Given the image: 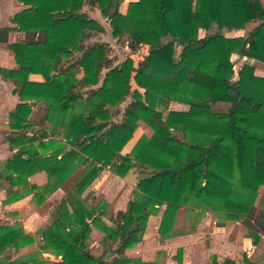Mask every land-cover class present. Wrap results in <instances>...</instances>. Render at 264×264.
I'll use <instances>...</instances> for the list:
<instances>
[{
	"label": "trees",
	"instance_id": "trees-1",
	"mask_svg": "<svg viewBox=\"0 0 264 264\" xmlns=\"http://www.w3.org/2000/svg\"><path fill=\"white\" fill-rule=\"evenodd\" d=\"M123 1L65 0L68 10L53 13L57 0H19L28 8L12 22L27 39L8 44L19 69H0V75L15 85L14 94L22 101L11 113V127L18 131L11 146L20 150L0 173V189H7V203L34 194L42 205L82 166L86 169L38 231V239L22 227H0V264H41L36 255L11 261L14 253L36 243L61 257V264H133L125 251L141 242L149 217L163 206V239L173 236L184 207L243 223L255 245L264 235V193L257 205L264 188V77L257 76L253 64H264L262 1L139 0L130 3L125 15L119 11ZM85 7L101 12L112 38L132 55L148 48L144 60L136 65L129 56L115 65L109 43L88 44L106 31ZM250 24L255 27L247 37L224 35ZM13 30L0 29V43L7 44ZM41 31L47 32L45 44L36 41ZM76 54H81L77 61L62 65ZM234 55L253 62L236 74ZM35 66L42 68L45 83L29 81ZM152 95L158 98L155 106L145 101ZM129 99L122 121L114 122ZM29 101L46 105L44 126L49 129L33 138L27 136L32 128ZM171 103L187 105L189 111L169 112ZM217 104L230 107L217 111ZM140 123L153 136L141 138L123 155ZM108 168L120 178L132 170L141 176L134 200L114 226L102 219L106 201L97 199L90 207L89 196L82 199ZM39 172L47 174L46 185L14 191ZM135 224L138 230L131 232ZM91 226L103 233L106 253L109 243H119L112 261L106 253L90 255ZM182 257L180 250L178 264ZM211 264H219L216 256ZM241 264L256 263L245 258Z\"/></svg>",
	"mask_w": 264,
	"mask_h": 264
},
{
	"label": "crops",
	"instance_id": "crops-1",
	"mask_svg": "<svg viewBox=\"0 0 264 264\" xmlns=\"http://www.w3.org/2000/svg\"><path fill=\"white\" fill-rule=\"evenodd\" d=\"M138 1L139 0H124L119 8V11L125 15L128 11L130 3ZM27 8L28 7L20 3L19 0H0V29H14L8 34V43H0V69L9 71L19 69L15 54L9 49L8 44L23 43L26 41L27 34L23 31H20L19 27L15 25L12 20L17 14L23 12ZM67 10L68 6L65 0H57V3L53 8V13H62ZM84 12L101 23L106 31L104 34H100L96 39L88 42V44L106 42L110 43V45H113L112 43L116 41L111 36V27L109 21L103 18L99 10L90 12L89 9L85 7ZM242 31L244 30L234 32L240 33ZM46 40V31H41L37 34L36 41L39 44H45ZM140 53H145L142 59L143 61L148 54V48L145 47L141 49V51H139V53L136 55L138 56ZM80 57L81 54H76L75 57L69 61H63L62 65L68 66L70 63L77 61ZM124 61H116L115 65L123 63ZM139 63L140 62L137 64ZM258 71L259 70L257 69V72ZM257 72V76L264 77V70H261L262 74H258ZM105 73L106 71L103 72V75ZM80 77L81 75H79V78ZM29 81L38 84L45 83L46 80L43 76L41 67H33L29 75ZM136 88V85L133 83V89ZM14 90L15 85L4 80L0 75V173H5L6 163L11 160L20 150V147L18 146H11V138L14 136V134L18 133V131L13 130L11 127V113L16 110L18 105L22 104L19 96L14 94ZM140 92L144 93L143 90H140ZM148 99H150L151 105L155 106L157 104L158 98L156 95L148 96ZM131 101L132 100L129 102L128 100L125 104L121 105L123 107L122 111H120L121 106L119 107L121 114L113 120L114 122L118 121V117H121L122 121V115L124 113L125 107L128 106ZM28 104L32 105L31 114L28 118V124L31 125L32 128L29 132H27L28 138H33L35 135L39 136L42 131L48 132L49 129L44 126L46 105L43 103H33L32 101H29ZM168 111L186 113L189 111V106L180 103H171ZM140 124L134 133L132 140L123 149V155L130 154L141 138H151L153 136V134H150L149 136L147 130L140 127ZM47 141L48 139H45L43 142ZM38 144L39 142L34 143V145ZM43 153L44 152L42 151L41 154L43 155ZM48 155L49 153H47V156ZM85 169L86 165L82 166L55 193L48 196L46 202L42 205L37 203L34 194L27 195L25 198L16 202L7 203V189H0V227H22L25 234L31 235L38 239V231L49 223L51 215L54 212V208L66 198L67 193L73 188L76 179L85 171ZM132 172H134V170ZM129 176L133 177V174ZM129 176L120 178L108 168L101 173L99 178L82 196V199H85L87 196H89V199L86 203L90 207L94 206L96 204L95 201L97 199L100 200L101 198L108 203V213L102 219L104 220L106 217H109L108 222H105L109 226H114L117 224L118 214L121 212H126L129 203L134 200L133 197L132 200L128 199L125 203L126 198H121L123 195H125V193H129L133 186L128 180ZM14 177H16V175H14ZM137 177L140 181L141 176L139 172L137 173ZM139 181H137L135 189L137 188ZM28 183L29 185L26 186L15 187L14 191L21 189L22 192L26 193L30 190L29 186L36 185L38 187H42L46 185L48 183L47 174L45 172L36 173L28 179ZM114 194H118L117 197H115ZM163 207L164 211L159 217H152L150 224H152V221H154L155 225H153V227L149 225L148 230L146 228L147 232H144L141 242L138 243L139 247L125 251V257L134 261L133 264H162L165 252L172 253L175 249H177V253L171 257V261L168 264H178L176 260L178 252L180 250L184 251V249L187 251L188 245L189 264H211V259L213 256L217 257L219 264H223L226 260H231L241 264L244 262L245 258L256 264H264V258H254L252 252L244 254V251L241 250V242L245 241L248 243L247 239L238 238V240H236L234 243L229 241L227 230L233 227L235 224L233 221L219 223L217 219L213 218V216L207 212H205L204 215L198 214L197 212H202L200 210H196V213L193 214L192 217L195 218V221L191 226H189V230H180L178 232L176 229H174V234L172 237L163 239L159 234V228L166 209V206ZM110 209L114 211V215H110ZM91 230L92 233L89 240L90 255L95 258H100L106 253L103 240L104 235L99 229L93 226H91ZM92 237L95 240L93 245L96 246L99 242L101 246L100 252L95 253V255L91 253L92 247H94L91 244ZM111 244L112 243H109L110 249L108 253H106L108 261H112V259L115 257L114 250L119 245V243H116L117 245L114 247ZM251 244L254 245L253 242ZM144 250L145 252L143 253ZM147 250L149 252H147ZM34 255L39 257V260L42 262L41 264H61V257L53 255L52 252L40 250L38 243L22 249L18 253H14L11 261L29 258ZM182 264H188V261L185 263L182 261Z\"/></svg>",
	"mask_w": 264,
	"mask_h": 264
},
{
	"label": "rangeland",
	"instance_id": "rangeland-1",
	"mask_svg": "<svg viewBox=\"0 0 264 264\" xmlns=\"http://www.w3.org/2000/svg\"><path fill=\"white\" fill-rule=\"evenodd\" d=\"M261 1H262L263 5H264V0H261ZM254 27H255V24H250V25L247 26L246 30H244V31H242L240 33L239 32L235 33L233 31L231 33L225 32L224 35H226L227 37H230V38L247 37L249 32ZM112 44H113V45H111L112 46V56L115 57L117 62H119V61L121 62V60L124 61L130 56V57H132L134 59L135 63L137 64L138 62L142 61L143 56L145 55V53H140V54H138V56L137 55L134 56V55H132L130 53L129 49H127L124 44L119 43L117 41L113 42ZM232 61L235 63V73L236 74L239 73V71L242 69V67L245 64H248V63L251 64L253 62V61L248 60L247 58H240L237 55H234L232 57ZM253 64L255 65L256 72H257V69H258L259 71L257 73L258 74H262L261 70H264V64L259 63V62H253ZM130 100L131 99H129V102H130ZM145 101H146V103L151 104L150 103V99H148V96L145 97ZM229 107L230 106L227 105V104H217V105L214 106V109L217 110V111H226V110H228ZM122 110H123V107L121 106L120 107V111H122ZM117 122H121V117H118V121ZM140 127H142L145 130H147L149 136H150V134L151 135L153 134V131L150 130L144 123H141ZM131 172L128 173L127 176L133 174V177L129 176V178H128L129 182L133 186L130 189L129 193H125V195H123L121 197V198H124V197L126 198L125 203L127 202L128 199L132 200V198L134 197V194H135V192L137 190V188L135 189V185H136L137 181H139L138 177H137L138 171L134 170V172H132V173ZM263 193H264V188H261L260 191H259V199H258V202H257L258 206L260 205V199H261ZM117 195L114 194L115 197H117ZM163 211H164V207H158L157 213H155L154 215H151L149 217V219L147 221V224H146V227H145V231H146V228L148 230L149 225H151L152 227H153V225H155L154 221H152V224H150L152 217H155V218L159 217L160 214H162ZM200 211H202V210H200ZM205 212H207L210 215H212L213 218L217 219L219 223L220 222L231 221V220H227L224 214H221V213H218V212L202 211V212H197V213L204 215ZM107 213H108V210H107ZM195 213H196V210H191L190 208H187V207L182 208L177 214L176 224H175L176 226L174 227V229H176L178 232L180 230H189V226H191L194 223V221H195V218L192 217L193 214H195ZM110 215H114V211L112 209H110ZM163 216H164V214H163ZM193 218H194V220H193ZM108 219H109V217H106L103 220V222L104 223L108 222ZM233 222L235 223L233 225V227H231L230 229L227 230L229 241L234 243V242H236V240H238V238L247 239L248 243L245 242V241H242L241 244H240V248H241V250L244 251V254H248V252L249 253L252 252L254 258H256V257L257 258H264V240H263L264 239V235L261 236V240H260V243L258 245H255L254 243H253L254 245H252L251 243L253 242V240L247 236L248 233H247V229L245 228L244 224L241 223V222H236V221H233ZM91 242H92L91 243L92 245L95 242L93 237L91 238ZM111 245L115 247L117 244L112 242ZM138 247H139V245L136 246V248H138ZM100 248H101V246H100V243L98 242L96 246L92 247L91 253L95 255V253L100 252ZM132 249H134V248H132ZM144 252H145V250L143 251V253ZM147 252H149V251L147 250ZM176 253H177V249H175L172 253H166L165 252V255H164L163 260H162V264H168L171 261L170 260L171 257L174 256ZM147 256H148V253H147ZM182 261H184V263L186 261H188V264H189V245H188L187 251L185 249L183 251Z\"/></svg>",
	"mask_w": 264,
	"mask_h": 264
},
{
	"label": "water",
	"instance_id": "water-1",
	"mask_svg": "<svg viewBox=\"0 0 264 264\" xmlns=\"http://www.w3.org/2000/svg\"><path fill=\"white\" fill-rule=\"evenodd\" d=\"M137 229H138V224H135L133 228L131 229V232H135L137 231Z\"/></svg>",
	"mask_w": 264,
	"mask_h": 264
}]
</instances>
